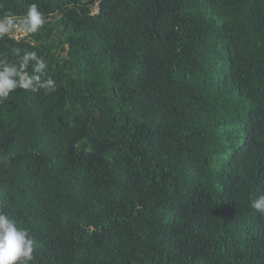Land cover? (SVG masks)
I'll list each match as a JSON object with an SVG mask.
<instances>
[{
	"label": "trees",
	"instance_id": "trees-1",
	"mask_svg": "<svg viewBox=\"0 0 264 264\" xmlns=\"http://www.w3.org/2000/svg\"><path fill=\"white\" fill-rule=\"evenodd\" d=\"M32 4L64 17L0 37L55 81L0 99L26 264H264V0H0V21Z\"/></svg>",
	"mask_w": 264,
	"mask_h": 264
},
{
	"label": "clouds",
	"instance_id": "clouds-1",
	"mask_svg": "<svg viewBox=\"0 0 264 264\" xmlns=\"http://www.w3.org/2000/svg\"><path fill=\"white\" fill-rule=\"evenodd\" d=\"M44 23L43 15L37 5L28 7L26 18L17 24L12 19L0 21V37L8 34L14 29L27 33H35ZM19 53V50H14ZM29 61H35L33 73L40 75H29L25 70ZM46 65L35 52H25L20 58L19 67L0 63V99L9 96V93L17 88L24 90H37L44 88L47 91H55V81L47 78L41 83V75L45 74ZM252 207L264 213V196L252 203ZM33 241L27 232L19 229L15 222L7 215L0 214V264H26L33 259Z\"/></svg>",
	"mask_w": 264,
	"mask_h": 264
},
{
	"label": "water",
	"instance_id": "water-1",
	"mask_svg": "<svg viewBox=\"0 0 264 264\" xmlns=\"http://www.w3.org/2000/svg\"><path fill=\"white\" fill-rule=\"evenodd\" d=\"M100 4H101V2L99 1L98 2V8H95L94 10H93V13H96V12H98V10H99V7H100ZM64 17V14H61V15H59V16H56V17H54V18H44L43 20H44V22H46V23H48V22H52V21H57V20H59V19H61V18H63ZM8 19H12L14 22H22L24 19H15V18H8ZM5 20H7V19H5ZM5 20H3V21H5ZM61 39L59 38L58 39V41H60Z\"/></svg>",
	"mask_w": 264,
	"mask_h": 264
},
{
	"label": "rangeland",
	"instance_id": "rangeland-1",
	"mask_svg": "<svg viewBox=\"0 0 264 264\" xmlns=\"http://www.w3.org/2000/svg\"><path fill=\"white\" fill-rule=\"evenodd\" d=\"M11 33H13L16 37H23L27 34V32L18 30V29H14L12 31H10Z\"/></svg>",
	"mask_w": 264,
	"mask_h": 264
}]
</instances>
